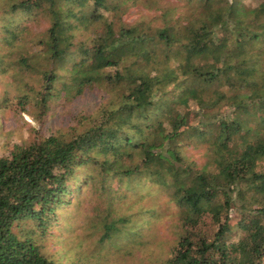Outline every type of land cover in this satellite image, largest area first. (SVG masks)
I'll return each instance as SVG.
<instances>
[{
  "label": "trees",
  "instance_id": "16d2710c",
  "mask_svg": "<svg viewBox=\"0 0 264 264\" xmlns=\"http://www.w3.org/2000/svg\"><path fill=\"white\" fill-rule=\"evenodd\" d=\"M5 78L34 119L102 97L0 156V264H79V230L101 264L173 211L153 264H264V0H0Z\"/></svg>",
  "mask_w": 264,
  "mask_h": 264
},
{
  "label": "rangeland",
  "instance_id": "374dc122",
  "mask_svg": "<svg viewBox=\"0 0 264 264\" xmlns=\"http://www.w3.org/2000/svg\"><path fill=\"white\" fill-rule=\"evenodd\" d=\"M147 14H153V12L135 8L125 18L128 22H133L140 16ZM10 84L11 80L8 78L0 79V101H2L4 94L10 90ZM101 97L102 93L100 89L87 91L83 97L75 102L61 106L50 115L40 119H34L29 113L19 110L18 107H0V156L9 154L16 144L31 142L75 126L77 116L92 110L101 102ZM37 113L40 114V111H37ZM188 150L195 160H200L202 149L190 147ZM132 196L134 197V195ZM159 203L162 204V201ZM126 207L123 204L119 209L125 211ZM89 211L92 213L93 209ZM173 214L171 217L170 215L158 218L148 216L139 220L137 222L139 235H142L144 241H150L148 246L136 248V245H132L133 243H131L130 248L134 247L135 251L132 254H127L123 250H116L127 243V237H115L112 244L114 253H108L110 258L106 255L101 264H153L154 259L150 257V254H157L161 258L164 254L163 251L167 250L168 243L174 239V235H171L169 232L172 221L176 219L175 211H173ZM52 232L57 233V229H54ZM165 233L172 239L163 240L161 237L159 238L160 234L164 235ZM66 237L69 238V234ZM72 238L74 239L69 242L67 247V249L71 250V259H77L79 264H96L97 261L95 260L88 261L84 259V252H87L85 249L92 248L91 250H93V243L96 237H91L89 232L79 230ZM50 246H52L53 252L59 249V246H55L53 241Z\"/></svg>",
  "mask_w": 264,
  "mask_h": 264
}]
</instances>
